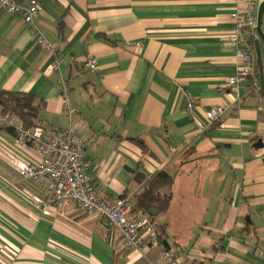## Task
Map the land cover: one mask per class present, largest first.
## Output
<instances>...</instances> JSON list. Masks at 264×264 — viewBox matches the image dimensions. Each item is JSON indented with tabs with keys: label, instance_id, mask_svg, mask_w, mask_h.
Here are the masks:
<instances>
[{
	"label": "crops",
	"instance_id": "1",
	"mask_svg": "<svg viewBox=\"0 0 264 264\" xmlns=\"http://www.w3.org/2000/svg\"><path fill=\"white\" fill-rule=\"evenodd\" d=\"M17 1L37 2L33 24L57 51L38 45L19 15L0 11V89L34 93L49 131L66 127L65 101L74 108L96 195L133 196L142 186L133 171L150 177L163 170L174 177L171 201L154 222L166 224L165 234L187 227L188 248L166 235L182 264H264L263 100L247 80L236 103L224 87L236 68L226 38L240 3ZM91 55L94 70L85 65ZM222 103L228 108L217 124L200 132L205 111ZM3 126L0 120V264H145L159 255L162 244L144 256L125 248L104 219L73 202L35 209L29 198L48 179L21 180L9 160L41 155ZM258 138L263 145L255 148ZM171 216L179 223L169 230Z\"/></svg>",
	"mask_w": 264,
	"mask_h": 264
},
{
	"label": "built area",
	"instance_id": "2",
	"mask_svg": "<svg viewBox=\"0 0 264 264\" xmlns=\"http://www.w3.org/2000/svg\"><path fill=\"white\" fill-rule=\"evenodd\" d=\"M240 3L235 19L234 32L226 38L236 48L235 72L226 78L225 89L234 92L233 102H239L238 85L253 75L255 55L249 46L245 30L254 29L256 25L257 8L260 0H237ZM37 2L23 4L17 0H0V11L19 15L28 25L30 35L35 42L50 53H56V45L48 42L43 34L33 24L37 13ZM53 68L57 62H53ZM90 70L96 69V58L88 56L85 64ZM190 105H194L191 100ZM67 125L58 131H49L42 127H26L15 116L1 115L4 125L11 127L16 141L22 147H34L41 159L38 162L11 159L9 163L21 180H32L40 183L48 179L47 186L41 193L33 195L31 201L34 208L45 213L49 208H61L73 202L85 213L98 216L116 230L124 247L137 251L141 256L158 246L154 226L149 217L134 207L131 196L124 195L106 201L93 191L85 174L90 163L85 159L83 140L74 132L76 111L67 101L64 102ZM228 105L218 104L205 111L207 127L198 125L204 132L212 122L219 120ZM145 264H182L174 252L163 248L156 258L147 259Z\"/></svg>",
	"mask_w": 264,
	"mask_h": 264
},
{
	"label": "trees",
	"instance_id": "3",
	"mask_svg": "<svg viewBox=\"0 0 264 264\" xmlns=\"http://www.w3.org/2000/svg\"><path fill=\"white\" fill-rule=\"evenodd\" d=\"M245 32L244 34L246 40L254 52L253 43L254 39L256 38V33L254 29H247ZM246 82L248 88H250L251 91L260 93L256 61L254 64L253 75L248 77ZM42 108V101L38 99L34 93L0 89L1 115L15 116L26 127L44 128L42 126L40 114ZM261 112L264 114V102ZM217 122L218 120L212 122V124L209 126V129H206L204 133H207L213 126L217 124ZM2 129L7 130L14 135L11 127L4 125ZM132 173L135 182L142 185L141 189L131 196L134 207L138 210H141L149 217L154 226L158 244H162L164 248H169V245L166 242V224L154 221L158 215L166 213L169 208L171 201L169 188L173 184L174 177L163 170L152 174L150 177H146L139 171H133ZM121 196H124V194Z\"/></svg>",
	"mask_w": 264,
	"mask_h": 264
},
{
	"label": "water",
	"instance_id": "4",
	"mask_svg": "<svg viewBox=\"0 0 264 264\" xmlns=\"http://www.w3.org/2000/svg\"><path fill=\"white\" fill-rule=\"evenodd\" d=\"M264 16V0H260L257 8V16H256V25L254 27V31L256 33V38L254 39V53H255V61L258 70V81H259V91L260 95H263V87H264V68L262 64V56H261V47L260 43L264 45V32L262 29V20ZM262 140L258 138L254 143L253 147L260 148L262 147Z\"/></svg>",
	"mask_w": 264,
	"mask_h": 264
},
{
	"label": "rangeland",
	"instance_id": "5",
	"mask_svg": "<svg viewBox=\"0 0 264 264\" xmlns=\"http://www.w3.org/2000/svg\"><path fill=\"white\" fill-rule=\"evenodd\" d=\"M262 29H263V32H264V16H263V20H262ZM260 47H261L262 64H263V68H264V45L262 43H260ZM260 97H262V100L264 102V87H263V95H261ZM9 164L12 166L11 163H9ZM31 197L32 196H30L29 201L32 204V206L34 207L32 201H31ZM173 215H175V214H173ZM180 218L181 219H184L182 217H180ZM176 219H179V217H177V218H174V217L170 218V223H169L170 226H168V229L169 230H171V229H173L175 227V223L176 224L179 223L178 221H176ZM166 235L169 238V241H170L169 243L170 244H172V240L173 239H176V242H177L176 244L178 245V247H181V249L184 248V245H186V248H188L192 244V241L189 243V237L191 236V234L190 235L187 234V227L180 226L179 229L176 230L175 232H173L172 234H169V232L167 231V234ZM185 242L188 243V244H186ZM178 249H180V248H177V250Z\"/></svg>",
	"mask_w": 264,
	"mask_h": 264
}]
</instances>
